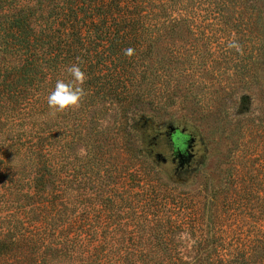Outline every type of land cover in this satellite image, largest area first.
Masks as SVG:
<instances>
[{"label":"trees","instance_id":"obj_1","mask_svg":"<svg viewBox=\"0 0 264 264\" xmlns=\"http://www.w3.org/2000/svg\"><path fill=\"white\" fill-rule=\"evenodd\" d=\"M58 81L81 90L76 107L49 106ZM252 98L263 123L264 0H0V264H264V171L236 165L213 190L254 220L227 251L152 166L141 183L126 165L150 113L237 109L241 130Z\"/></svg>","mask_w":264,"mask_h":264},{"label":"rangeland","instance_id":"obj_2","mask_svg":"<svg viewBox=\"0 0 264 264\" xmlns=\"http://www.w3.org/2000/svg\"><path fill=\"white\" fill-rule=\"evenodd\" d=\"M258 91L253 88V93L259 94ZM245 104L250 106L252 121L241 130L235 114L237 109L232 111L233 115L218 121L189 116L188 108L182 105L150 113L138 123L134 162L126 164L132 175L140 177L141 183L146 179L143 172L152 166L153 182L162 183L177 195L175 198L181 196L188 206L185 215H198L201 230L197 231L202 236L212 235L213 245L227 251L251 244L254 220L237 211L229 217L223 209L224 193H219L214 201L211 199L213 190L230 184L228 173L234 174L232 168L236 165L239 169H242L241 165H247L254 174L264 171V122L259 121L262 107L253 98ZM104 123L111 125L112 119H106ZM171 128L184 130L194 139L191 151L180 165L175 162V152L166 135ZM210 217H213L214 225ZM196 236L182 232L179 247L185 251L186 259H193L196 255Z\"/></svg>","mask_w":264,"mask_h":264},{"label":"clouds","instance_id":"obj_3","mask_svg":"<svg viewBox=\"0 0 264 264\" xmlns=\"http://www.w3.org/2000/svg\"><path fill=\"white\" fill-rule=\"evenodd\" d=\"M72 71L79 79L82 74L78 69L73 68ZM81 90L73 88L70 84H65L62 81H58L54 90L48 96V104L51 108L57 111H64L66 109L76 107L80 99Z\"/></svg>","mask_w":264,"mask_h":264},{"label":"flooded vegetation","instance_id":"obj_4","mask_svg":"<svg viewBox=\"0 0 264 264\" xmlns=\"http://www.w3.org/2000/svg\"><path fill=\"white\" fill-rule=\"evenodd\" d=\"M166 135L169 142H171L173 146V150L175 152V162L180 165L186 158L185 155L191 151L194 139L191 135L185 133L184 130L180 131L175 128H171V131L167 130ZM161 159H163V157H161Z\"/></svg>","mask_w":264,"mask_h":264}]
</instances>
